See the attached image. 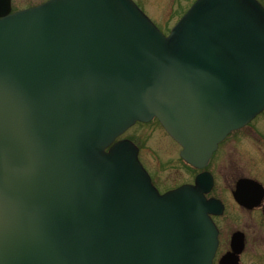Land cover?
<instances>
[{
	"label": "water",
	"instance_id": "95a60500",
	"mask_svg": "<svg viewBox=\"0 0 264 264\" xmlns=\"http://www.w3.org/2000/svg\"><path fill=\"white\" fill-rule=\"evenodd\" d=\"M263 110L260 0H197L168 34L135 0L7 13L0 264H212L211 173L161 193L120 136L158 118L204 168Z\"/></svg>",
	"mask_w": 264,
	"mask_h": 264
},
{
	"label": "flooded vegetation",
	"instance_id": "af4514ba",
	"mask_svg": "<svg viewBox=\"0 0 264 264\" xmlns=\"http://www.w3.org/2000/svg\"><path fill=\"white\" fill-rule=\"evenodd\" d=\"M47 1L49 0H0V18L7 13L12 14L32 8ZM135 1L139 3V0ZM141 1L151 3V0ZM169 1L174 4L180 3L177 4L179 9L185 7L187 2L191 3V0ZM260 1L264 5V1ZM190 7L181 15L176 14V21L170 27V31ZM148 8L152 14L157 12L155 6L154 11L150 6ZM149 16L153 19L151 14ZM172 139L180 146L181 153L183 146L173 137ZM229 145L233 146L236 152L241 151V160L238 164L235 162L228 165V162H231V159H228ZM181 158V162L186 166L185 169L192 177L173 183L167 182L166 177L161 178L156 175L157 169L163 168L161 165H164V162L160 167L155 168V172L151 165L152 159L141 160L161 193L186 183H195L197 175L205 170L211 173L213 183L206 195L218 201L211 211V218L218 232V244L212 264H264V252H261L262 250L257 246L258 243L264 244V110L245 126L232 130L219 143L206 167H196L182 156ZM238 189L242 200L237 199L235 195Z\"/></svg>",
	"mask_w": 264,
	"mask_h": 264
},
{
	"label": "rangeland",
	"instance_id": "374dc122",
	"mask_svg": "<svg viewBox=\"0 0 264 264\" xmlns=\"http://www.w3.org/2000/svg\"><path fill=\"white\" fill-rule=\"evenodd\" d=\"M193 1L194 0H191V3L187 2V5L185 7H181L180 9L177 5L180 3L174 4L169 0H151V3H145L141 0H139V3L137 1L136 2L148 15L151 14L157 25L162 30H165V32L168 33V31H170V27L176 21V14L178 13L181 15L186 8L192 5ZM147 3L152 10L155 6L157 8V12L152 14L147 6ZM122 137L132 139L140 147V157L143 161H145V159L148 160L149 158L152 159V161H150L152 169L155 172V168L160 167V165L164 162V165H161L163 168L160 167V169H157L158 172H156V175L158 177H166V181L169 183L176 181L180 182L192 177L191 174L188 173L187 169H185L186 166L181 162L182 158L180 156V146L173 141L172 137L168 135L163 125L157 119H152L148 122H137L131 126L122 135ZM229 149L230 154L228 159H231V162H228V165L235 162L238 164L241 160V151L237 150L236 152V149L231 145H229ZM257 246L259 250H262L261 252H264V244L258 243Z\"/></svg>",
	"mask_w": 264,
	"mask_h": 264
}]
</instances>
